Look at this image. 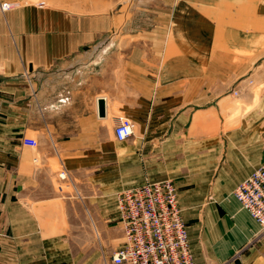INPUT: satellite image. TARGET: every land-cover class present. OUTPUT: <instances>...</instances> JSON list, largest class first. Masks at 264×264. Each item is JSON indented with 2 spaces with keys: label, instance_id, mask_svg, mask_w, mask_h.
I'll list each match as a JSON object with an SVG mask.
<instances>
[{
  "label": "crops",
  "instance_id": "obj_1",
  "mask_svg": "<svg viewBox=\"0 0 264 264\" xmlns=\"http://www.w3.org/2000/svg\"><path fill=\"white\" fill-rule=\"evenodd\" d=\"M85 19L0 14V264H108L125 242L118 194L164 179L182 188L195 264H264L261 229L237 200L202 208L219 148L200 115L218 109V78L188 75L180 67L198 59L163 61L155 45L120 43ZM121 116L136 125L125 142L114 137ZM257 137L251 166L232 158V192L264 164Z\"/></svg>",
  "mask_w": 264,
  "mask_h": 264
},
{
  "label": "rangeland",
  "instance_id": "obj_2",
  "mask_svg": "<svg viewBox=\"0 0 264 264\" xmlns=\"http://www.w3.org/2000/svg\"><path fill=\"white\" fill-rule=\"evenodd\" d=\"M0 1L15 4L16 8L86 17L93 29L120 43L155 45L163 61L174 56L198 59L200 65L191 67L186 63L180 68L188 75H213L218 78L219 87L218 109L200 115L204 124L202 135L217 138L219 148L218 169L204 195L202 208L210 203L237 204L232 195L237 182L233 175L243 166L252 165L254 138H264V0ZM51 18L45 15L42 24H50ZM209 104L204 100V107ZM232 158L242 160L237 163V170L231 164ZM178 189L182 190L180 186ZM66 190L70 196L76 195L72 186Z\"/></svg>",
  "mask_w": 264,
  "mask_h": 264
},
{
  "label": "built area",
  "instance_id": "obj_3",
  "mask_svg": "<svg viewBox=\"0 0 264 264\" xmlns=\"http://www.w3.org/2000/svg\"><path fill=\"white\" fill-rule=\"evenodd\" d=\"M16 8L0 1V14ZM135 123L127 116L117 119L114 137L130 140ZM22 145L38 148V141L24 137ZM66 178L64 173L60 174ZM235 199L253 218L264 237V164L243 180L233 192ZM119 225L125 242L111 256L113 264H195L187 224L179 204V189L170 179L150 181L118 194Z\"/></svg>",
  "mask_w": 264,
  "mask_h": 264
},
{
  "label": "water",
  "instance_id": "obj_4",
  "mask_svg": "<svg viewBox=\"0 0 264 264\" xmlns=\"http://www.w3.org/2000/svg\"><path fill=\"white\" fill-rule=\"evenodd\" d=\"M99 104V117L106 118V101L105 99H101L98 102Z\"/></svg>",
  "mask_w": 264,
  "mask_h": 264
},
{
  "label": "bare ground",
  "instance_id": "obj_5",
  "mask_svg": "<svg viewBox=\"0 0 264 264\" xmlns=\"http://www.w3.org/2000/svg\"><path fill=\"white\" fill-rule=\"evenodd\" d=\"M232 114H233V111H230ZM232 114H231V117L230 118H232L233 116H232ZM243 208V207H242Z\"/></svg>",
  "mask_w": 264,
  "mask_h": 264
}]
</instances>
